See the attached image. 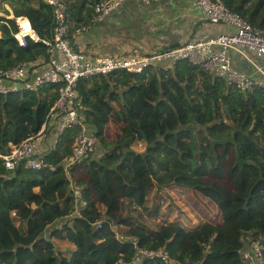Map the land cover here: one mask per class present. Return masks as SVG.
<instances>
[{
	"label": "trees",
	"instance_id": "trees-1",
	"mask_svg": "<svg viewBox=\"0 0 264 264\" xmlns=\"http://www.w3.org/2000/svg\"><path fill=\"white\" fill-rule=\"evenodd\" d=\"M101 1L66 0L78 53L76 31L96 24ZM221 1L264 33V0ZM0 13L6 15L0 17V71L42 72L51 59L43 42L53 39L52 7L43 0H0ZM11 15L28 18L39 41L27 38L21 46L10 39L18 32ZM59 87L0 95V154L40 132ZM77 92L97 144L69 173L84 187L88 205L72 217L65 166L80 127L63 135L40 171H10L0 159V264H130L135 242L169 254L167 261L143 264H245L242 251L253 242L264 245L263 88L242 92L181 61L174 70L81 79ZM110 122L120 126L119 140L106 138ZM140 143L143 153L135 150ZM81 168L87 182L78 176ZM209 177H224L231 187ZM54 240L74 250L64 255Z\"/></svg>",
	"mask_w": 264,
	"mask_h": 264
},
{
	"label": "built area",
	"instance_id": "built-area-1",
	"mask_svg": "<svg viewBox=\"0 0 264 264\" xmlns=\"http://www.w3.org/2000/svg\"><path fill=\"white\" fill-rule=\"evenodd\" d=\"M52 7L55 27L53 39L44 41L51 59L49 65L40 73H30L25 67L19 66L0 71V95L20 92H36L49 85H58V100L50 110L40 132L25 140L6 155L0 154L5 167L12 171L18 167L26 170L40 171L45 168V155L55 151L63 135L76 127L80 133L74 138L72 157L65 166L70 180V189L75 202L72 215L79 216L80 209L87 207L83 198L84 187H77L71 177L70 169L80 163L86 156L96 150L97 140L85 123L83 104L77 92V84L81 79H90L101 75L128 72L141 74L149 69L161 67L174 70L181 61H189L200 67L214 79L224 80L229 87L242 92L264 89V33L255 29L250 23L237 14L228 11L221 0H189L202 18L214 26H229L232 30L227 34L214 37H200L178 48L157 52L152 55L137 53L121 56H90L76 52L70 40L71 20L66 0H43ZM140 2L151 5L160 0H102L95 6V23L102 22L125 4ZM12 16V15H11ZM18 32L13 36L21 46H26L27 38L37 42L39 38L28 35L19 38L24 29H33L26 17L12 16ZM78 29V34L89 30ZM236 57L248 63L251 72L241 71L235 63ZM50 171H56L50 167ZM102 227L101 224L98 226ZM118 235V228H114ZM135 246V255L130 264H143L146 260L161 259L167 261L166 250L151 251ZM245 264H264V245L253 242L242 251Z\"/></svg>",
	"mask_w": 264,
	"mask_h": 264
},
{
	"label": "crops",
	"instance_id": "crops-1",
	"mask_svg": "<svg viewBox=\"0 0 264 264\" xmlns=\"http://www.w3.org/2000/svg\"><path fill=\"white\" fill-rule=\"evenodd\" d=\"M231 30L229 26H214L205 21L189 0H160L151 5L130 2L77 34L75 45L90 56L149 55ZM137 33L144 38H137ZM235 63L241 71L251 72L243 59L236 57Z\"/></svg>",
	"mask_w": 264,
	"mask_h": 264
},
{
	"label": "rangeland",
	"instance_id": "rangeland-1",
	"mask_svg": "<svg viewBox=\"0 0 264 264\" xmlns=\"http://www.w3.org/2000/svg\"><path fill=\"white\" fill-rule=\"evenodd\" d=\"M12 16L8 17V19L12 20L11 19ZM0 17H4L5 18L6 17L5 13H0ZM12 21H14V20H12ZM142 25H144V24H142ZM139 29H141V27ZM136 36H137V38L138 37L144 38V36L140 35V33H137ZM0 38H2V32L1 31H0ZM106 138L108 140H110V141L119 140L121 138L120 126L118 124H116L115 122H110L107 125V127H106ZM135 150L138 151L139 153H143L144 150H145V146L140 143V144L136 145ZM77 173H78L79 178L83 182H87L88 181V174H87V170L86 169L81 168V169H79V171ZM209 180H215V181H217L219 184H221L223 186H227L229 188L231 187L230 184L228 183V181L224 177L220 178V179H213V178L209 177ZM93 198H94L95 202L97 204H99L97 197L94 196ZM100 210H101V213H104L105 212V207L104 206H100ZM193 222H195L197 224V219L193 218ZM61 224L62 223H60L59 226H61ZM119 235H120V233H119ZM47 236H49V234H47ZM54 242H55L57 250L60 253H63L64 255L69 256L70 252H72L74 250V247L70 243H68L67 241L54 240Z\"/></svg>",
	"mask_w": 264,
	"mask_h": 264
},
{
	"label": "bare ground",
	"instance_id": "bare-ground-1",
	"mask_svg": "<svg viewBox=\"0 0 264 264\" xmlns=\"http://www.w3.org/2000/svg\"><path fill=\"white\" fill-rule=\"evenodd\" d=\"M24 36H28V35H32L36 38L35 33L33 32V29H24L23 34L19 36L20 39H22V37Z\"/></svg>",
	"mask_w": 264,
	"mask_h": 264
},
{
	"label": "water",
	"instance_id": "water-1",
	"mask_svg": "<svg viewBox=\"0 0 264 264\" xmlns=\"http://www.w3.org/2000/svg\"><path fill=\"white\" fill-rule=\"evenodd\" d=\"M9 38H10V39H16L13 35H11Z\"/></svg>",
	"mask_w": 264,
	"mask_h": 264
}]
</instances>
